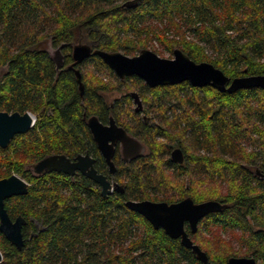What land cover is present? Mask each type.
<instances>
[{
    "label": "trees",
    "instance_id": "16d2710c",
    "mask_svg": "<svg viewBox=\"0 0 264 264\" xmlns=\"http://www.w3.org/2000/svg\"><path fill=\"white\" fill-rule=\"evenodd\" d=\"M49 36L55 44L84 41L130 56L155 36L168 52L179 48L229 80L264 75V0H140L133 8L120 0H0V111L36 116L27 132L0 147V178L16 173L28 182L26 194L4 201L9 217L25 224L20 249L0 232V264H203L125 206L185 197L225 204L205 215L196 232L185 224L208 263L244 256L264 264V90L227 93L188 81L149 87L137 76L118 79L93 56L79 68L81 94L74 72H56L41 50ZM110 92L119 96L106 101ZM91 116L112 118L145 146L134 161L117 156L118 189L104 196L81 174H32L27 165L47 155L81 153L106 173L87 127ZM175 147L183 152L180 164L170 158Z\"/></svg>",
    "mask_w": 264,
    "mask_h": 264
},
{
    "label": "water",
    "instance_id": "95a60500",
    "mask_svg": "<svg viewBox=\"0 0 264 264\" xmlns=\"http://www.w3.org/2000/svg\"><path fill=\"white\" fill-rule=\"evenodd\" d=\"M98 55L107 64L119 79L126 76H137L149 87L158 85H174L188 81L191 85L202 87L212 86L217 90L233 93L240 89L257 87L264 90V75H244L231 80L213 64L205 61L195 62L181 49L175 48L172 57H161L154 51L143 48L138 54L128 56L120 51H104L77 44L73 49L74 64L79 63L85 57ZM79 91L82 94L83 85L81 74L75 70ZM136 110L139 109V99H135ZM36 120V116L29 111L7 112L0 111V147L8 146L10 140L16 135L27 132ZM87 126L99 151L105 158L109 171L115 170L112 157L114 154L113 145L117 140L121 141V153L123 156L138 158L145 151L144 145L121 126L110 121L108 125L102 124L96 117L87 119ZM170 158L175 163H182L184 160L181 148L175 147ZM94 159L88 154H78L73 160L65 154H54L41 158L33 164L34 171H57L65 174H73L78 170L85 177L100 185L101 194L108 195L112 187H118L106 179L103 174L96 171L93 166ZM28 182L16 173L8 177L0 178V232L15 247L20 249L23 245L22 226L25 219L17 216L12 220L5 207V199L26 194ZM125 206L142 215L154 228H161L169 237L179 239L181 245L190 249L203 264L208 263V257L200 247L193 243L185 224L192 233L196 232L198 222L208 213L220 211L225 208L216 200H206L199 203L194 202L190 197H185L177 202L167 203L165 201L127 200ZM2 254L0 252V262ZM75 264V263H72ZM227 264H260L253 257H229Z\"/></svg>",
    "mask_w": 264,
    "mask_h": 264
},
{
    "label": "flooded vegetation",
    "instance_id": "af4514ba",
    "mask_svg": "<svg viewBox=\"0 0 264 264\" xmlns=\"http://www.w3.org/2000/svg\"><path fill=\"white\" fill-rule=\"evenodd\" d=\"M140 0H120V5L122 6V7H125V6H127V7H131V8H133V7H135L136 5H137V3L139 2ZM56 43V41H54V39L51 37V36H49L48 38H46L45 40H43L42 42H41V44H40V48H41V50L42 51H44V52H47L48 53V55H49V57L51 58V60L53 61V64H54V70L56 71V72H60V71H63V70H67V69H69V70H72L73 72H74V74H75V70H79L80 71V67H81V65L83 64V63H85L86 61H87V59H89L90 57H93V56H98V55H91V56H89V57H85V58H83V60L81 61V62H79V63H76V64H74V62H75V59H74V57H73V49H74V46H76L77 44H80V45H86V46H89L90 47V51H93V50H95V49H100V48H93V47H91V45H89V44H87V43H85L84 41H76V42H72V41H70V42H67V41H61V42H59L58 44H55ZM47 45L49 46V47H51V50L47 47ZM48 48V49H47ZM148 49V48H147ZM100 50H103V49H100ZM104 51H106V50H104ZM140 51V50H139ZM139 51H137L134 55H136V54H138L139 53ZM120 52H122V51H120ZM123 53V52H122ZM124 54V53H123ZM126 55V54H125ZM134 55H131V56H134ZM128 56H130V55H128ZM99 57V56H98ZM102 60V59H101ZM103 61V60H102ZM104 62V61H103ZM107 65V64H106ZM108 66V65H107ZM109 67V66H108ZM110 68V67H109ZM111 69V68H110ZM112 70V69H111ZM114 73V72H113ZM116 75V74H115ZM126 77H128V76H126ZM125 77V78H126ZM119 79V78H118ZM124 79V78H123ZM133 102H135V100H133ZM137 107V106H136ZM135 107V108H136ZM100 121V120H99ZM110 121H113L114 122V120L112 119V118H110L109 119V121L108 122H106V123H104V122H101L102 124H104V125H108L109 124V122ZM86 123H87V121H86ZM115 123V122H114ZM116 124V123H115ZM117 125V124H116ZM88 127V126H87ZM89 129V128H88ZM90 131V130H89ZM129 135H131V134H129ZM92 136V135H91ZM131 136H133V137H135L134 135H131ZM136 138V137H135ZM93 139V138H92ZM94 141V140H93ZM140 141V140H139ZM141 142V141H140ZM95 143V142H94ZM142 143V142H141ZM143 144V143H142ZM95 145H96V143H95ZM144 145V144H143ZM96 147H97V145H96ZM145 147V146H144ZM97 149H98V147H97ZM113 149H114V154H113V157H112V161H113V163H114V166H115V170H114V172H110L109 171V167H108V164H107V162H106V160H105V158L103 157V155L101 154V152L99 151V149H98V151H99V153H100V155L103 157V159L105 160V163H106V167H107V172L106 173H102V172H99L96 168H95V160H94V162H93V166H94V168L96 169V171L98 172V173H100V174H103L105 177H106V179L111 183V185L112 184H116L117 185V183L116 182H112L111 180L113 179V175L116 173V171H117V165H116V158H117V156H119L120 157V159L122 160V161H124V162H131V161H134V160H136L137 158L135 157V158H132V159H130L129 157H126L125 158V156H123V154L121 153V141L120 140H117L115 143H114V145H113ZM145 152V151H144ZM82 154V153H81ZM85 154V153H84ZM54 155V154H53ZM78 155V154H77ZM76 155V156H77ZM47 156H49V155H47ZM75 156V157H76ZM91 156V155H90ZM68 157V156H67ZM75 157H72V158H70L71 160H73ZM92 157V156H91ZM93 158V157H92ZM94 159V158H93ZM40 160V159H39ZM38 161V160H37ZM35 163V162H34ZM34 163H32V164H29V165H27V168L32 172V174H34V175H42V174H45V173H47L48 171H44V172H41V173H37V172H35L34 171V168H33V164ZM52 172V171H51ZM54 172H57V171H54ZM63 173V172H62ZM76 174H81L78 170H76L73 174H67V175H70L71 177H73V176H75ZM82 175V174H81ZM84 176V175H83ZM87 178V177H86ZM89 179V178H88ZM91 180V179H90ZM93 181V180H92ZM94 182V181H93ZM94 183H96V182H94ZM97 184V183H96ZM98 186H99V188H100V185L99 184H97ZM118 186V185H117ZM117 187H112L111 188V192H113V190L114 189H116ZM118 189V188H117ZM100 191H101V188H100ZM17 217V216H16ZM16 217H14V219H12V220H15V218ZM25 224V223H24ZM24 224H23V226H24ZM186 225L188 226V224L186 223ZM22 226V227H23Z\"/></svg>",
    "mask_w": 264,
    "mask_h": 264
},
{
    "label": "rangeland",
    "instance_id": "374dc122",
    "mask_svg": "<svg viewBox=\"0 0 264 264\" xmlns=\"http://www.w3.org/2000/svg\"><path fill=\"white\" fill-rule=\"evenodd\" d=\"M169 37H171V36H169ZM146 46H147L148 49L154 51L155 53H157L161 57H166V58H171L172 57V53L168 52V50L161 44V42L155 36H152V38L147 41ZM47 47L51 50V47H49L48 45H47ZM4 71H5L4 68L0 69V77L4 73ZM101 76H102V79H104V80L107 79V77L105 75L101 74ZM118 96H119V94L117 92L104 93V99L106 101H111L112 99H114V98H116ZM249 104L253 105L254 103H253V101L250 100ZM136 106H137V104L134 102L133 107H136ZM239 110L240 111L242 110V114L245 115L246 109H245L244 105L242 107L239 106ZM243 145L246 146V149H251V148L248 147L249 143L243 144ZM111 181L115 182L114 179H112ZM236 231H238V230H236ZM222 237H224V239L226 241L230 242L234 249H239V247H241V244L238 243L237 240H233L232 236L229 233L222 232Z\"/></svg>",
    "mask_w": 264,
    "mask_h": 264
}]
</instances>
